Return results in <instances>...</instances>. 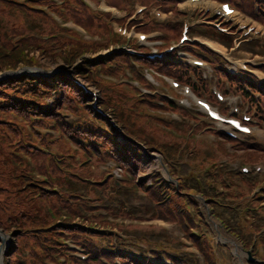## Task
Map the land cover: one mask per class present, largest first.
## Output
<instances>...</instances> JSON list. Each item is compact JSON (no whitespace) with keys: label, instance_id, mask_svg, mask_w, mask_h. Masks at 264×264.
<instances>
[{"label":"rangeland","instance_id":"obj_1","mask_svg":"<svg viewBox=\"0 0 264 264\" xmlns=\"http://www.w3.org/2000/svg\"><path fill=\"white\" fill-rule=\"evenodd\" d=\"M122 2H125L126 4H129L130 0H121ZM13 4L8 3L7 1H0V36H4L8 41H18L21 39L20 34H25L26 39L30 40L29 35H33L37 38V40H43V33L39 32V29L37 31H34L33 29L25 30L24 27H22V22L20 20V13L13 10ZM35 9H42L39 5ZM136 7L133 9L135 11ZM239 20V19H238ZM29 23V21H27ZM21 33H19L18 30ZM59 35V34H58ZM80 39L85 41L87 40H96L95 38H92L90 36H81L79 35ZM35 42V41H34ZM157 43H153L152 45H156ZM37 47H34L33 50H35ZM253 50V49H252ZM57 52L52 51H46V52H33L32 55H34L35 60L39 65H35L34 67H28L21 65L20 68H35L36 70L34 72H30L27 75H30L31 77L35 78H41V79H48L52 80L55 77L59 76L60 74L68 76L71 81L78 85L81 89L84 88L83 85H85L88 90L93 93V95L88 91H83L86 94H89L90 97L87 98L86 96H83L82 93H78L77 90H67V94L69 92H73L74 96L77 98V102L81 105L86 104V102H89L91 100V105L93 110H97L99 113L103 112L104 115H102L108 123H110V116L109 114L104 110L102 106V102L100 99L101 91H98V86L100 85L102 81V85L99 87V90H103V86L105 85L104 77L105 75L102 73V71L99 72L98 69L102 68V65H100V61L103 62L104 59H109L113 55V53H108L106 48L98 50L96 53H84L76 56V60L73 62V66L76 64H81V62L84 59L90 58L89 60H92V64H96V69H92L93 72V78L95 80V83H88L85 82L81 77L76 76L74 78L72 75H69L67 73V70L61 69V67H66L64 60H65V54L63 52H60L61 50L55 49ZM224 55H227L228 59L230 58V65L229 69L231 71H235V67H241V64L246 63H257L258 59L255 58L252 55H255L253 52L248 51L245 48H239L234 49L231 52L225 50L222 51ZM112 54V55H111ZM51 55V56H50ZM100 56V58H99ZM108 57V58H107ZM67 58V56H66ZM99 58V59H98ZM75 63V64H74ZM102 64V63H101ZM113 65V61L111 62ZM225 65V63H222ZM17 69V70H18ZM34 70V69H33ZM10 71V70H9ZM14 71V70H13ZM8 72V71H5ZM5 72H0V74H3ZM209 72V71H208ZM211 72V71H210ZM103 74L104 76L102 77ZM222 74V73H221ZM221 74L218 75V77H221ZM75 76V75H74ZM223 76V74H222ZM8 77H2L1 80H5ZM78 80V81H76ZM78 82V83H77ZM79 83H82L79 84ZM231 88L230 90H223V92L227 93L225 94L227 99L229 101H226L224 103H227L226 105L228 108H230L232 111L234 110L235 103H229L232 102L235 99H238L237 106L239 108H242V103L240 100V97L237 95L239 94L238 91H235L233 88V85L235 83H230ZM229 81L228 84H221V86L218 87V89L221 91V87L225 88V86L230 85ZM156 87H159L155 85ZM107 90V89H105ZM28 94H29V90ZM43 94L40 96V100L45 101L48 106H51L53 104L54 99L56 98V93L52 88H43ZM100 92V93H99ZM162 93V92H161ZM169 93V92H168ZM178 93H181L182 97H176L181 100L183 103L182 106H172L171 104L167 102H163L164 105L161 107V112H158V115L163 116L164 121L167 123V127L164 129V135H158V128L156 127V132L152 131L155 130L151 125L147 123V120L139 122L136 126L133 127L134 130L136 128H141L143 130L142 133L146 132L147 129L151 130L153 132V136H144L143 139H145L146 144L142 143L140 141H137L139 144L144 145L147 148V153L143 154L140 152V155L138 156L137 148H131L127 152L125 150L126 147L129 145L126 143H129L131 145V142H125L122 141V137H119V139L115 141V146L109 145L108 154L101 152L99 153L96 149L93 151V147H87L92 152L93 155H91V161L90 165L89 163H83L82 153L81 150L83 147L76 142L72 141L70 142L68 140V137L64 135L61 129L57 128V118L56 116H60L62 114H65L64 111L58 113L57 115H51L44 117V115H41L39 113H29V115L24 116L20 111L16 109H11L8 107H2L0 106V119H3V121L0 120V136H8L9 142V148L10 147H20L24 145L25 142L33 143L34 145L29 146V149L32 150L34 153L29 154L27 156V161L29 162V165L31 167V170L29 171L26 167L22 171L23 176H21V179L29 180V178L34 177L37 179L34 181L28 192H31L32 196H37L36 198L41 200L43 196L48 200L45 205L49 208V214L46 217V213L44 212V209L42 206H40V202H38V214H39V221L47 218V225H53L57 221H63L66 223L65 226H53L51 228H48V235L51 236L48 242L44 245H39L38 241L35 242V245L33 242L29 239V247L26 248V246L23 243V239L21 237L17 238V243L19 242L20 248V254L16 256V260L13 262L12 259L15 258V255L13 254V248L10 246L7 250H5V245L0 241V249L2 251V261L3 264H39L36 260V254L40 253L45 257L44 263L41 264H57V262L60 264L63 262L64 259H66L65 255V249L67 250L71 246L74 245L69 239L72 237L77 243H83L88 244L89 246L95 245V238L81 236L80 234H77L78 231L76 226L77 223H84L88 226H93L95 228L98 227H109L112 229L114 228L116 223H118L119 219V213H121V210L123 209L124 212H127L129 214L130 211L126 209L130 208L131 211L134 210V215H138L141 217H147L148 213L144 214V208L145 205H150L149 200H152L153 203H157V205H160L158 203V200L161 201L162 197H157L154 194H152L153 190H158L156 187L160 189V192L167 198V206L173 207V209L176 211V214H180V218L184 220L185 222L191 221L193 224H195L196 227H202L198 223V217L196 213L194 212L193 206L191 204L186 205L184 208V198L191 197L192 199L197 197L199 195V191L205 190L207 194L210 193V188L213 187L217 189L218 193H221V196H224L226 194H232L233 189H230L228 187L224 188L220 184H215L213 179L214 176L217 178L222 175L224 172V169L219 168H212L211 165L213 164L212 161H210L209 156L207 154L209 151H207V154L205 152H200L197 156V161L199 165H197L198 169H194L196 172L199 171H208L213 175L212 178L210 177H203L199 178L197 175L193 176L190 180H187L185 182H182L183 192H181L182 189H170L172 188L171 183H169L167 180H171V178L176 179V176L179 175V172L182 174H188L191 171V168L195 166H189L187 163H182L179 167V171L174 166L177 162L178 156L174 154L173 152H178L181 147L186 150V146L182 145L181 139L178 138V134L173 133L172 136L173 140L172 143L179 142L176 147H174V150L169 147L168 138L166 137V134L170 131L172 122H170L174 117L178 118L176 113H180V111H202L203 109L196 103L194 97H187L184 93L179 91ZM236 94V95H235ZM94 95H96L97 100L94 101ZM30 97H35L34 95L29 94ZM81 98V100L79 99ZM106 99V97H103ZM216 104H218V100L216 97H212ZM163 97H152L151 100H154L153 106H159V103L162 102ZM65 99L62 97L60 99L59 104L62 105L63 101ZM107 100V99H106ZM240 100V101H239ZM74 106L77 105L75 101L72 102ZM87 111L89 108H86ZM246 108L241 109L242 112L247 111ZM62 113V114H61ZM101 114V113H100ZM73 117H75L73 115ZM64 120L68 123L69 116L66 115L64 117ZM10 121V122H9ZM8 122V123H6ZM97 125V124H95ZM86 126V124H85ZM79 128H77V131ZM76 131V132H77ZM139 133V132H138ZM84 136H79V138H83ZM130 137V136H129ZM171 137V136H170ZM22 138V143L15 144L17 141H19ZM213 138V137H212ZM30 139L32 141H30ZM192 140L195 142L203 145L204 141L201 140L198 136L194 137ZM165 141L168 142L165 144ZM176 141V142H174ZM11 144V146H10ZM100 146V143H97ZM133 145V144H132ZM188 145V144H186ZM32 146H35L33 148ZM99 146H97L99 148ZM136 147L135 145H133ZM210 146V147H209ZM223 147L222 143L219 141L212 142L209 140L208 142V148L211 150L216 149L217 147ZM69 147L71 148V156L73 157L76 162L73 161L71 156L69 155ZM108 149V148H106ZM22 150V147H21ZM140 150V148H139ZM172 150V151H171ZM183 150V149H182ZM141 151V150H140ZM11 152V151H10ZM12 153V154H11ZM11 155H14L16 158L17 153L14 154V152H11ZM128 153V157L125 161H128V159H133L134 164L131 163H125V161L121 160L122 158H125ZM137 154V156H136ZM7 155V153H5ZM162 155H166L167 158H164ZM14 157V158H15ZM21 161H17L16 163L23 167ZM176 161V162H173ZM187 162V161H184ZM189 163H193L192 161H189ZM194 164V163H193ZM57 169V171H53V168ZM10 168V165H8V169ZM47 171V172H46ZM202 173V172H201ZM171 176V178L169 177ZM133 183L136 184L137 190L134 189ZM142 183H147L148 185H154L150 188L149 192L141 187ZM159 184V185H157ZM180 184V182L178 183ZM56 187H64L65 194L61 195ZM163 190V191H162ZM173 190V191H171ZM170 191V192H169ZM55 193L58 194L59 198L64 199V206H59L61 213L57 212L56 209L54 210L51 206L52 204V197L55 195ZM206 197V195L201 194ZM217 197V196H214ZM8 195L4 193H0V199H7ZM165 198V197H164ZM189 199V198H188ZM197 199V198H196ZM58 200V199H56ZM194 200V199H193ZM199 199V205L200 214H202L204 217L201 216V222L205 225H207V229L205 230L207 235L199 233L192 234L191 227H181L171 224L168 226L167 230H163L161 235H159L160 231H162V227H158L157 225H148L150 228V231H152L151 240H155L153 243L152 241L149 242H143L144 246L147 250H150L151 252H173L176 253L179 251V247L176 246H170L164 242V240H169L170 238L177 239L178 243L180 239H182V236H186L188 240H193L194 246L197 249H192L190 245H184L183 251L180 252V256H176V258H173L174 262H179L180 264H252L248 259V254L244 252L242 245L239 243V241L236 239L235 243L230 239L231 237L229 235H226L223 232H218L216 227L211 223L210 218L208 217V209L211 210L213 208L212 203L202 202ZM214 202L219 203L215 198H212ZM195 202V200H194ZM207 203V204H206ZM220 204V203H219ZM66 205H68V209L66 208ZM152 205V204H151ZM216 208V207H215ZM214 210L216 211L217 215H224L225 207L224 205H217V208ZM198 209V208H197ZM52 210V213H51ZM84 211L85 214H82ZM131 214V216L133 215ZM154 212L152 211L151 214ZM133 215V216H134ZM87 216V217H86ZM261 218H264V212H261ZM88 221H85V220ZM53 220V221H51ZM50 221V222H49ZM248 221H251V219L247 218L245 215L239 216V219H237V222L233 225H228L231 231V236L235 238H240V231L241 229H245L248 225ZM159 223V222H156ZM161 224V223H159ZM259 224H261L259 222ZM144 226L136 225L134 230H138L137 235L142 234L141 232H146L143 228ZM159 231L158 235L154 233V231ZM209 229V230H208ZM0 231L4 234H9L8 232L4 231L3 228H0ZM59 231H62V233H58ZM85 231V230H84ZM132 233H135L134 231H131ZM130 232V234H132ZM244 232V231H243ZM13 233V232H10ZM92 234H96L97 236L102 235L103 237L108 236L104 235V233H98V232H92ZM164 234V235H163ZM246 234V233H245ZM135 235V234H132ZM162 239H158V238ZM129 238V237H128ZM136 239V238H135ZM209 239L217 241L219 243H222L224 245H220L218 243L209 244ZM16 240V239H15ZM141 239H136V242H140ZM134 242V243H136ZM233 242V243H232ZM113 243L111 239L102 238L100 239V244L97 246V248L102 249L103 252H101L100 255L104 256H110L111 255H105L106 252L111 251L110 249L106 250L110 247V245ZM169 243V242H168ZM242 244H247L241 239ZM250 243V242H249ZM121 243H118L116 247L118 249H115L114 252L118 253L123 250V246L119 245ZM170 244V243H169ZM175 245V244H174ZM131 246V245H129ZM178 246H181L179 243ZM227 246V247H226ZM137 246L132 244L131 247H129L130 252L134 253H141ZM191 248V249H190ZM194 248V247H193ZM71 249V248H70ZM77 250V249H75ZM181 250V247H180ZM33 252V258H31L29 252ZM36 251V252H35ZM232 251V252H231ZM90 252H92L91 255H94L96 253V248L92 249ZM82 251L78 252V256H80ZM55 255V256H54ZM149 255V251L147 253ZM173 255V254H171ZM52 256L50 259L49 257ZM162 256V255H161ZM81 257V256H80ZM213 261H210V259ZM256 257L261 258L259 255ZM77 258V257H76ZM100 259V257H98ZM157 258V257H154ZM166 259L169 258H161L162 261L165 262ZM170 260V259H169ZM114 261V260H113ZM154 262L159 261H152L150 264H154ZM78 264V263H77ZM88 264H92L91 261H88ZM177 264V263H175ZM256 264V263H253Z\"/></svg>","mask_w":264,"mask_h":264},{"label":"trees","instance_id":"obj_2","mask_svg":"<svg viewBox=\"0 0 264 264\" xmlns=\"http://www.w3.org/2000/svg\"><path fill=\"white\" fill-rule=\"evenodd\" d=\"M0 1H7L8 3L14 5L13 10L20 13L22 27H24L25 30L33 29L34 31H37L39 29V32L43 33V40H37V38L33 35H29L31 39L28 40L29 38H24L25 34H20L19 36H21V39H19L18 41H8L9 39H7L6 37L0 36V72L17 70L21 67V65L28 67L39 65L35 60L34 55H32L33 52H46L49 50L55 53L57 52L55 51V49H57L61 50L60 52H63L65 54L64 63L69 69H71L72 76L74 78H76V76H79L85 82L92 84L95 83V80L92 77V69L95 70L97 68L96 64H92V60H89L90 58H87L84 59L81 64H77L75 67H72L73 62L77 59L76 56L84 54L86 52L96 53L100 49L113 47L117 43H119V46H123L126 42L125 39L114 32L111 24L107 22L106 17L109 19V15H105V17L93 13L89 9V7H87L81 0H65V2L67 3L65 5L66 13H63L59 9V7L52 3L50 0ZM141 1L144 3H149L150 0ZM242 1V7L245 8L248 12H252V0H247V2L246 0ZM111 2L116 5H124L121 0H111ZM38 5H48L56 10L59 14H61V16H63L64 18L67 17L76 20L77 22L84 25L92 35H99V38L96 40H81L79 38L80 36L77 33L71 32L59 26V24L49 15L48 12L43 9H35ZM262 17L264 18V15H262ZM27 21H29V23H27ZM18 31L19 33H21L20 31L22 30L20 29ZM169 32L172 35H178L177 30L169 29ZM34 47L37 48L33 50ZM136 60L148 66H151L163 73H172L176 70L175 65L166 61L152 63L138 57H136ZM112 61H116V69H114L112 66H109V62ZM100 65H102V68L98 69L99 72L102 71L104 74L110 75H117L119 72L123 71L124 65H127L129 68H131L138 79L146 83V80L141 78L136 73L134 67L130 64L129 56L121 51L113 53V55L109 57V59H104L103 62L100 61ZM185 70L191 69L185 67ZM95 72H97V69ZM221 73L227 77V75L223 71H221ZM182 78L188 79L187 74ZM47 80L48 79L31 77L30 75H21L11 79L1 80L0 106L16 109L20 111L24 116L29 115V113L31 114L36 112L46 117L45 114H47V116H51L57 115L58 113L64 111L65 114L61 113L62 115L56 116L57 128L62 130V132L66 137H68V140L70 142L74 141L83 147V149L81 150L83 163H89L88 166L90 165V153L92 151L87 147H93V151L96 149L99 153L104 152L106 154H108L107 152L109 150V145L116 147L115 141L116 139L118 140L117 133L101 114L92 109L91 103H89L91 102V100H89V102H86V104L84 105H80L77 102V98L74 96L73 92H69L67 94V90H77L78 93H82V95L86 96L87 98L90 97L89 94H86L83 89L74 84L66 75L60 74L52 80ZM102 81L100 85H95L98 86V91H101L100 97L102 98L100 99V101L102 102V106L104 110L109 114L110 118L117 123V125L125 134L145 144L146 141L145 139H143V137L146 135L153 136L152 131L156 132V127L158 128L157 131L159 132V136L161 134H165L164 129L167 127V123L166 121H164L163 116L158 115V110H161L160 106H153L151 102L147 101L149 100V98H147L148 96H142L140 94V91L133 86L126 88L123 86V84L105 80L103 90L102 88L101 90H99V87L102 85ZM47 87L52 88L56 93V98L54 99L51 106H48L45 101L40 100V96L43 94V88ZM254 87L256 88L255 85ZM27 90H29V94L34 95L35 97H30ZM245 94L247 95L248 93L245 92ZM62 97L65 100L63 101V104L60 105L59 102ZM103 97H106L107 100ZM79 99L81 100V98ZM73 101L77 103L76 106L73 105ZM86 108H89V110L87 111ZM66 115L69 116L68 123L64 120V117H66ZM73 115L75 117H73ZM0 120L3 121V119ZM145 120H147V123L151 125L155 130L151 131L147 129L146 132L141 134V132H143L141 128H136V130H134L133 127H131L132 125L136 126L139 122ZM77 128H79L78 131ZM179 134L180 135H178V138L181 139L182 143H185L187 141L185 135L182 134V132H179ZM173 135L174 134L169 131L166 134V137L168 138V141L171 142L169 143V147L173 145V147L171 148L174 150V147H176L179 142L173 144L172 141H170L173 140ZM79 136L84 137L79 138ZM30 141L32 140L30 139ZM7 142H9L8 136H0V193L8 195L7 199H0V228H3L4 231L8 233L13 232L14 236L16 237L15 248L12 247L14 249L13 254L15 255V258L11 261L13 262L17 259L16 256L20 254L21 246L19 245V242L17 243L18 237H21L23 239V243L26 248L29 247V239L33 242L34 245L35 242L38 241L39 245L41 246L46 244V242L49 241L46 239H49L51 237L48 235V228H51L53 226H65L66 223L63 221H57L53 225L48 226L46 223V217H50L47 216V214H49V208L45 205L48 200L45 198V196H43L42 199L39 200L36 198L37 196H32L31 192H28L31 184L37 179H35L34 177H30L29 180L21 179V176H23L21 170H24L25 167L29 171L31 170L29 162L27 161V156L34 153L29 149L30 144H34L32 142H25L24 145H20L19 148H9ZM18 143H22V138L15 144ZM97 143H100V146ZM167 143L168 142L165 141V144ZM126 144L129 145L125 148L127 152L130 151L128 149L129 147L134 149L137 148L132 144ZM97 146H99V148ZM32 147L35 148V146ZM137 149L139 156L141 151L139 150V148ZM10 151L14 152V154L17 153L16 156H18V158H16L14 155H11L12 153ZM70 152L71 148L69 147V155L71 156ZM217 152L224 155L227 154L224 145L222 148L220 146L217 147ZM5 153H7V155H5ZM259 156L260 155L258 154L257 156H255V158L252 159L257 160ZM127 157L128 153L126 157L122 158L121 160L125 161ZM71 158L73 159L72 156ZM21 160H23L21 163L25 165L23 167H20L16 163L17 161ZM73 161L76 162V160L74 159ZM125 163H131L133 165L134 161L133 159L129 158L128 161H125ZM8 165H10L9 169ZM53 171H57L56 167L53 168ZM135 186L137 185L133 183V187ZM153 186L154 185L151 186L147 183L141 184V187L146 189L148 192ZM249 187L251 189V186ZM156 188L158 190H153L152 188L151 189L152 194L159 198L162 197L161 201L158 200V203L160 204L158 205L159 212L168 216H172L171 210L173 209V207L166 205V196L164 198V195L162 194V192H160V189L158 187ZM51 200L52 208L61 213L59 206L63 207L65 200L59 198L57 193H55ZM38 202H40V206H42L44 212L46 213V217L40 221L39 214L37 213ZM68 207L69 206L66 205L67 209ZM60 232L62 233V231H59L58 233ZM84 245L88 248L89 251L96 248V253L92 255L91 260L98 261V253L101 252V249L94 246H89L88 244ZM29 254L31 255V258L34 257L32 251H30ZM35 254L37 255L36 260L38 261V263H44L46 256L40 253ZM49 258L51 259L52 256H50ZM108 258L112 260V257L109 256ZM73 261L76 260L73 259ZM57 264L59 263L57 262ZM60 264H71V262L68 261L67 263Z\"/></svg>","mask_w":264,"mask_h":264},{"label":"water","instance_id":"obj_3","mask_svg":"<svg viewBox=\"0 0 264 264\" xmlns=\"http://www.w3.org/2000/svg\"><path fill=\"white\" fill-rule=\"evenodd\" d=\"M27 69H24V70H22V72H24V71H26ZM18 73H20V72H14V73H7L6 75H8V76H13V75H15V74H18ZM1 233V232H0Z\"/></svg>","mask_w":264,"mask_h":264}]
</instances>
